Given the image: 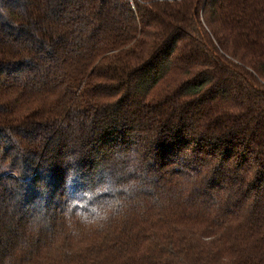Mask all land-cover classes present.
Listing matches in <instances>:
<instances>
[{
  "label": "trees",
  "instance_id": "obj_1",
  "mask_svg": "<svg viewBox=\"0 0 264 264\" xmlns=\"http://www.w3.org/2000/svg\"><path fill=\"white\" fill-rule=\"evenodd\" d=\"M0 264H264V0H0Z\"/></svg>",
  "mask_w": 264,
  "mask_h": 264
}]
</instances>
